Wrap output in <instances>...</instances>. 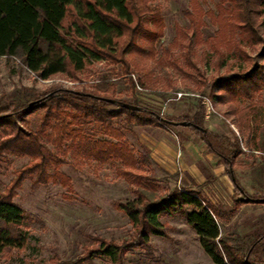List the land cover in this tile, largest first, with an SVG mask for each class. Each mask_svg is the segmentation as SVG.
I'll return each mask as SVG.
<instances>
[{
	"label": "trees",
	"instance_id": "16d2710c",
	"mask_svg": "<svg viewBox=\"0 0 264 264\" xmlns=\"http://www.w3.org/2000/svg\"><path fill=\"white\" fill-rule=\"evenodd\" d=\"M150 3V0H0V57L19 59L28 71L42 80L57 74L71 77L101 61L122 62L128 74L131 71L128 57L145 54L137 40H146L153 47L163 37V23L159 22L154 30H150L145 20L157 12ZM192 8L191 12H186L191 31L198 33L204 24L201 21L204 16L217 28L209 43L218 56L217 64L225 65L222 61L225 50L231 56L237 50L241 63L236 72L227 71L209 81L205 72L189 59L194 36L189 38L186 30H179L184 39L175 40L173 46L186 52L188 65L199 77V92L205 94L210 89L214 100V92L220 91L221 100L232 103L256 99L264 90V0H219L216 10L209 12L202 8L199 0H192ZM238 38L245 40L254 56L241 46ZM150 54L154 55V52ZM131 86L135 89L133 81ZM141 86L145 83L141 82ZM61 95L64 99L59 97ZM106 99L115 100V97L107 90L58 89L37 93L17 89L11 101L0 107V164L5 155H20L31 160L16 170L15 178L5 192L0 193V264L8 255L21 253L30 245L31 234L25 227L30 216L14 201L23 181L36 176L34 184H47L51 179L62 184L68 192L73 191L71 179L58 171L64 161L58 160L44 144L46 131H33L18 124L40 110L44 111V123L52 127L59 149L71 140L77 142L85 159H94L100 164H118L116 173L131 184L136 195L133 203L118 201L113 204L131 224L128 239L118 243L91 236L89 239L93 244L86 247L83 254L64 261L56 254L49 264H92L96 259L124 264L130 251L152 249L150 236L166 238L167 225L161 219L176 216L191 226L198 235L201 248L213 263L264 264L261 258L264 232L230 245L220 229V221L226 218V212L205 197L202 191L205 185L166 188L158 185L161 180L141 174L143 167L153 163L151 155L145 153L138 158L135 150L124 142V126L115 124L125 116L123 120L127 125L188 130L205 145L209 154L218 159L217 163L225 167L227 176L232 179L233 190L244 197L240 203H264V194L249 196L236 176L235 162L244 154L240 137L233 130L227 135L207 128L206 110L202 105L194 116H174L149 109L136 98L121 102L139 107L140 112L126 110ZM62 102H68L69 109L61 110ZM53 120L57 124H53ZM238 120L242 130L251 131L247 144L253 142L256 149L253 152L264 154V104H249L242 108ZM87 122L102 125L104 137L96 140L86 135L83 125ZM172 122L192 125L185 128ZM47 167L54 168L55 173L51 175ZM170 177L178 178L179 175ZM208 178V184H211L212 178Z\"/></svg>",
	"mask_w": 264,
	"mask_h": 264
},
{
	"label": "rangeland",
	"instance_id": "374dc122",
	"mask_svg": "<svg viewBox=\"0 0 264 264\" xmlns=\"http://www.w3.org/2000/svg\"><path fill=\"white\" fill-rule=\"evenodd\" d=\"M151 7L157 12L145 18L150 30L159 22L165 25L163 37L152 47L146 40L138 39L137 44L145 54L129 56L131 71L127 74L122 62L111 63L101 61L88 66L83 73H76L71 77L67 74H57L47 80H42L28 71L17 58L0 57V107L11 101L12 94L17 89L34 90L37 93L50 92L58 89L79 92L94 90L105 92L119 101H132L134 98L142 101L146 107L156 112L180 116H194L200 105L205 107V124L210 130H217L231 135L232 131L240 137L244 154L235 164L236 176L241 186L249 196L264 194V154L253 152L256 150L253 142L247 144L251 131L242 130L238 112L249 104H264V90L253 101L232 103L221 100L222 92L211 90L205 94L198 90L199 77L192 66L188 65L185 51L174 45V41L183 40L179 30H186L188 37L194 36L191 47L190 61L205 72L209 81L224 75L227 71L240 69L237 50L229 53L225 50L224 66L217 63L218 56L210 49L214 39L216 27L207 16L202 18L204 24L195 34L190 30L186 12L192 11V0H150ZM206 12L216 10L219 0H199ZM195 34V35H194ZM264 35V30L262 32ZM241 46L253 56L245 40L238 38ZM207 42V43H206ZM259 49V48H258ZM154 52V55L150 54ZM135 89H132L131 82ZM145 83L143 93L139 94L136 84ZM110 87L114 89H109ZM177 93L185 94L181 100H175ZM64 99V96H59ZM166 105V106H165ZM165 106V107H164ZM61 110H67L68 102H62ZM165 108L163 110L162 108ZM210 113L209 118L207 117ZM44 111H37L30 115L20 126L29 130L46 131L44 144L52 154L62 160L58 171L65 173L73 184V191L68 192L61 184L51 179L47 184H34L37 177H27L22 187L17 191L15 203L29 214L30 220L25 227L30 231V245L21 253L8 255L2 259L3 264H49L56 254L64 260H70L83 254L84 249L93 244L89 237L115 240L120 243L128 239L132 231L126 215L116 210L115 202L133 203L136 195L132 192L131 184L119 176L118 164H100L94 159H85L78 149L77 142L67 140L62 148L53 134L52 127L43 121ZM116 122V126H124L126 139L124 142L133 148L136 156L141 158L145 153L151 155V146L147 138L154 137L157 142L162 141L175 150L182 145V129L169 131L163 127H139L127 125L123 120ZM53 124H57L53 120ZM103 126L94 122L83 125L86 135L100 140L104 137ZM174 133L178 134L179 140ZM154 139V140H155ZM179 141V144H178ZM156 142V141H153ZM156 142V144H157ZM152 145V144H150ZM31 160L25 156L5 155L0 164V193L15 178L18 168L28 165ZM53 175L55 169L47 167ZM144 171V172H143ZM141 174L151 176L157 180L159 186L173 188L185 185L184 181L170 177L155 162L143 167ZM206 198L213 204L222 206L226 218L220 221L221 234L230 245L250 236H259L264 232V203H240L244 199L235 193L232 184L220 182L203 191ZM161 222L167 225V237L150 236L151 248L148 251L136 249L127 253L124 264H215L200 246L198 235L186 221L176 216L163 217ZM261 258L264 259V252ZM92 264H111L108 260L96 259Z\"/></svg>",
	"mask_w": 264,
	"mask_h": 264
},
{
	"label": "crops",
	"instance_id": "0c3cea01",
	"mask_svg": "<svg viewBox=\"0 0 264 264\" xmlns=\"http://www.w3.org/2000/svg\"><path fill=\"white\" fill-rule=\"evenodd\" d=\"M177 140H179L178 134L174 133ZM154 137L147 138L148 145L151 146V158L153 162L161 167L167 174L174 176L178 174V179L184 181L187 185L203 186V190L207 192L211 185L215 183L233 182L230 177L227 176L225 167L220 166L217 161L206 150L205 145L202 142L196 140V137L188 130L182 133V145L179 148L175 147V150H171L166 143L157 140ZM156 141V142H153ZM152 144V145H150ZM208 174V175H207ZM210 176L212 178L211 184ZM208 193V192H207Z\"/></svg>",
	"mask_w": 264,
	"mask_h": 264
},
{
	"label": "water",
	"instance_id": "95a60500",
	"mask_svg": "<svg viewBox=\"0 0 264 264\" xmlns=\"http://www.w3.org/2000/svg\"><path fill=\"white\" fill-rule=\"evenodd\" d=\"M106 101L113 104V105H119L120 107H122L126 110H132V111H137V112H140L142 110L137 106H134L132 104H126V103H123V102L116 100V99L115 100L106 99ZM172 123L175 125H180V126L185 127V128L192 125L189 122H172Z\"/></svg>",
	"mask_w": 264,
	"mask_h": 264
},
{
	"label": "built area",
	"instance_id": "2783aa9c",
	"mask_svg": "<svg viewBox=\"0 0 264 264\" xmlns=\"http://www.w3.org/2000/svg\"><path fill=\"white\" fill-rule=\"evenodd\" d=\"M136 88H137V91H138L139 94L143 93V91L145 90L139 83L136 84ZM184 96H185V94L177 93V97H176L175 100H181ZM164 107L162 108L163 110H165ZM161 113L164 114V112H161ZM209 116H210V113L208 114L207 117L209 118Z\"/></svg>",
	"mask_w": 264,
	"mask_h": 264
}]
</instances>
